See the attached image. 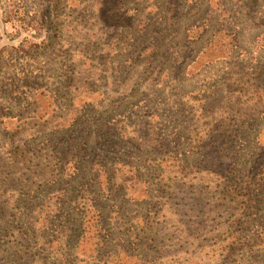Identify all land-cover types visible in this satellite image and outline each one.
<instances>
[{
  "label": "rangeland",
  "instance_id": "obj_1",
  "mask_svg": "<svg viewBox=\"0 0 264 264\" xmlns=\"http://www.w3.org/2000/svg\"><path fill=\"white\" fill-rule=\"evenodd\" d=\"M10 88L0 264H264V239L220 228L222 166L195 164L240 146L247 166L264 144V0H0L4 106ZM72 137V179L45 185L37 149Z\"/></svg>",
  "mask_w": 264,
  "mask_h": 264
},
{
  "label": "trees",
  "instance_id": "obj_2",
  "mask_svg": "<svg viewBox=\"0 0 264 264\" xmlns=\"http://www.w3.org/2000/svg\"><path fill=\"white\" fill-rule=\"evenodd\" d=\"M5 93L6 94L4 96V100L8 101L9 104L8 106L0 104V126L3 125L4 118L6 119L11 115V107L15 103H20L21 98L24 97L18 91H15V96H13L12 88L7 90ZM10 95L12 97H10ZM6 109L10 110L7 111ZM75 120H77V117H74L68 123L69 130L74 127ZM231 135L232 131L231 134L230 132L227 134L224 133V135L222 136L223 138L219 141V143L222 145L226 144L228 145V147H230V141L233 138V136ZM76 143V137H72L71 139H69V142L67 144L68 151L65 154H63V152L60 154L57 150L58 146L55 145L51 140H46L44 144L37 149L39 155L36 157L44 158L48 162V166L53 168V172L56 171L53 175L52 173L46 174L47 180H43L45 185L51 186L55 181L59 179V176L63 174L66 178H70L67 180L72 179L74 171L70 173L66 172V169L65 172L63 170L58 171V167H60L62 164H71L70 168L74 169V164L77 163L79 154L78 150L73 152L71 151ZM214 146L216 145H213L212 147ZM240 149L241 148L239 146L238 152H235V154L232 155L233 158L231 157V159L230 156L222 155L223 159L221 160V162H216L215 167V161L211 160L213 158L212 156L214 154V151H209L206 153L202 152V154L200 155L201 157L195 160V164H198V166H200L203 161L202 167H204L203 171L205 172H215L217 170V167H219L220 165L222 166L221 172L214 173V175L220 176L221 179L219 180L218 184L220 188V191L218 193L220 199L219 209L221 211H231L232 216L230 218L231 221L229 220V223H226V225H223L220 228L225 230V234L229 233V230H232L233 237H230L229 235V239L233 240L232 244L238 243L237 241H239V243L243 245L246 241L248 245L249 242H258L259 245H262L260 239H264V219L262 218L264 214L263 216L262 214H258V206H260L264 201V144L258 145L255 157L247 166H244V164L241 163L242 150L240 151ZM68 152L71 153L69 154ZM61 155H64L65 161H60ZM251 173H253V175L250 176ZM230 183L231 187H228L227 184L230 185ZM51 190L53 191L54 189H52L51 187ZM60 193H62V191L58 192L56 194V197L58 200H60L59 203H62L63 196ZM199 201L200 198L196 200V203H198ZM189 208L193 209L196 214L202 211V209L199 210V208H197L196 206ZM93 211L97 214L98 217V219L96 220V225L98 227L94 229L93 236H89L91 239L96 238L100 242L101 233H99L98 231L103 224L101 210L97 209L96 205L93 204ZM228 225L231 226V228H229ZM96 250H100V246H98Z\"/></svg>",
  "mask_w": 264,
  "mask_h": 264
}]
</instances>
